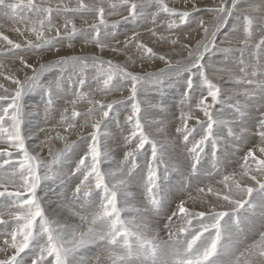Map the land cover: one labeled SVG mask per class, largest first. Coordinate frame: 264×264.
I'll list each match as a JSON object with an SVG mask.
<instances>
[{
  "label": "snow or ice",
  "instance_id": "obj_1",
  "mask_svg": "<svg viewBox=\"0 0 264 264\" xmlns=\"http://www.w3.org/2000/svg\"><path fill=\"white\" fill-rule=\"evenodd\" d=\"M182 2L183 9L167 0H0L20 37L0 31V55L19 65L10 72L0 63L14 85L0 83V264H264V0ZM77 41L92 53L61 52ZM154 62L163 67L147 70ZM218 73L234 85L227 96L212 78ZM165 89L180 91L174 139H157L142 121L140 95ZM125 90L124 100L104 99ZM67 96L57 122L63 133L42 127L40 110L47 124ZM149 106L162 117L171 107ZM150 124L164 133L165 119ZM78 127L91 128L83 146L67 140ZM50 131L55 137L41 143L64 147H49L45 160L28 140ZM121 143L122 158L106 169ZM214 176L221 187L204 183ZM133 186L143 189L142 207L132 202Z\"/></svg>",
  "mask_w": 264,
  "mask_h": 264
},
{
  "label": "rangeland",
  "instance_id": "obj_2",
  "mask_svg": "<svg viewBox=\"0 0 264 264\" xmlns=\"http://www.w3.org/2000/svg\"><path fill=\"white\" fill-rule=\"evenodd\" d=\"M52 2L53 3H55L56 2V0H52ZM66 2H68V0H66ZM71 2L74 4L75 3V0H71ZM86 2H91V0H86ZM167 2L169 3V5L170 6H174V7H177L178 9H183L184 8V4H183V2H182V0H167ZM213 3H219V0H200V4H201V7H206V6H211ZM201 14H203V13H201ZM119 17H109V19H118ZM88 19L89 20H91L92 19V17H88ZM76 23H77V25L79 26L80 24H81V20L80 19H77L76 20ZM13 26H12V28L14 27V24H12ZM131 27V25H127V24H125V25H122L121 27H120V29H119V31H120V33H124V32H126L129 28ZM6 29L4 30V31H6V32H8V29H9V27H5ZM159 31H164V29L163 28H159L158 29ZM188 29H185V31H187ZM140 31H141V34H142V39L144 40V41H146V42H148V43H150L151 44V42H152V37H151V35H150V33H148V32H146L144 29H140ZM7 34V33H6ZM144 34V35H143ZM11 39H14V40H18V39H20V37L18 36V35H16L14 38H11ZM119 39H121V40H123L124 39V37H123V35H120L119 36ZM258 39V38H257ZM81 44H82V42L81 41H77L76 42V45H75V47L76 46H81ZM91 48V47H90ZM87 51H81V50H75V49H67L66 47H64V48H62L61 49V52L62 53H64V52H68V53H72V52H74V53H76V54H91L92 53V51H90L88 48L86 49ZM1 58L3 57V58H8L7 59V61H6V59H1L0 58V60L2 61V60H4V61H6V62H8V64L10 65V67H9V70H11V71H15V70H17L18 69V67H16L15 65H14V63L15 62H17V61H15V60H12L13 58H11V57H8V56H0ZM48 58V59H47ZM214 58L216 59V60H221L222 58L218 55V54H215L214 55ZM49 59H52V57H51V55L49 54V55H47V57H46V61L47 60H49ZM109 59H112V58H109ZM115 61H119V62H122L123 61V58H121L120 60L119 59H116V58H113ZM45 60V59H44ZM122 60V61H121ZM14 61V62H13ZM12 64H11V63ZM229 65H231V64H229ZM229 65H227V66H229ZM14 67V68H13ZM156 67H163V64L162 63H159V62H154V63H150L149 65H148V67H147V70H152L153 68H156ZM230 67V66H229ZM233 66L231 65V68H232ZM137 70H139V66H137ZM19 75L21 76V78L23 77V73L21 72V73H19ZM47 75V74H46ZM89 77H90V75H89ZM90 79V78H89ZM8 83H9V85L8 84H6L7 86L6 87H8L9 89H11V88H13L14 87V85H12L11 84V82L10 81H8ZM89 83H92V81H91V79L89 80ZM228 83V84H227ZM217 84H219V85H221L222 86V88H223V86L224 87H228V88H230L231 89V87L233 88V84L232 83H230L229 81H228V79L226 78V79H224L223 81H221V83H217ZM11 85V86H10ZM229 85V86H228ZM94 86V85H93ZM85 90H87V89H85ZM0 92H2V90H0ZM174 92V93H173ZM178 92H179V94H180V91H176L175 92V90H170V89H165L164 90V92L163 93H160V92H157V91H147V92H144V93H142L141 95H140V100L143 102V113H142V121H143V123L145 124V127H146V131H148L149 133H151V134H154V135H156V137H158L157 139H164V136H165V134H169V137L170 138H175V135H176V133H175V128L177 127V126H179L180 125V123L178 124V122H180V121H178V120H180L179 119V117H180V108H179V102H180V100H177L176 101V99H167L168 97H170L171 95L172 96H174L175 95V93L176 94H178ZM225 92V90H223V95L224 96H227L229 93L226 91V93H224ZM166 93V94H165ZM173 93V94H172ZM127 95H128V93H127V91L125 90L124 92H123V94L121 95V93H112L111 95H109V96H107V97H104V99L106 100V101H111V100H113V99H116V100H124L126 97H127ZM158 95V96H157ZM165 95V96H164ZM168 96V97H167ZM159 97V98H158ZM164 97H165V99H164ZM97 98H101L100 96H99V94L97 95ZM163 98V99H162ZM175 98V97H174ZM158 99V100H157ZM161 99V100H160ZM27 100H33L32 98H28ZM67 100H70L69 98H62V100L60 101V103H59V105H61V107H59L57 110L58 111H53V113L51 114V117L50 118H56V116L61 112V111H63V109L62 108H64L65 106H68L67 104H66V101ZM159 100L160 101H163L165 104H169V106H171L170 107V110H172V112H173V115L176 117H174L175 119V122H172L170 119H166V118H164V117H162V116H159V115H157V113H156V111L153 109V108H151L149 105L150 104H153V103H156V102H159ZM167 102H166V101ZM169 101H170V103H169ZM179 101V102H178ZM62 102V103H61ZM171 102H172V104H171ZM175 102V103H174ZM150 103V104H149ZM167 104V105H168ZM171 104V105H170ZM175 104V105H174ZM178 105V107H177V105ZM174 105V106H173ZM79 108H80V110L81 111H83V110H85L86 109V107H87V105H79L78 106ZM127 107H128V109L130 110V105H127ZM174 107V108H173ZM217 107V109L220 107V105H217L216 106ZM174 109V110H173ZM177 111H179V112H177ZM175 113V114H174ZM127 113L125 112V110L124 109H121V115H120V120H121V122H123L124 121V116L126 115ZM179 116H178V115ZM54 115V116H53ZM147 116V117H146ZM168 116H171V114H168ZM58 117H60V114L58 115ZM165 119V120H167V121H165V131H164V133H161V134H157L156 133V126L155 125H151L150 124V122L151 121H153V120H156V119ZM178 118V119H177ZM50 120V119H49ZM59 120V119H58ZM173 120V119H172ZM170 121H171V124H173V125H171L170 124ZM49 122V121H48ZM80 123H83V120H81L80 121ZM176 123H177V125H176ZM150 124V125H149ZM167 124H170V125H167ZM46 126V128H49L50 127V125L49 124H45ZM151 126V127H150ZM153 126V127H152ZM171 126V128H169ZM175 128H174V127ZM42 127H44V126H42ZM168 127V128H167ZM173 127V128H172ZM57 131H60L61 133L63 132V128H61V127H58L57 125L54 127ZM172 129H174V131L172 130ZM90 130H91V128H83V129H81V128H77L76 129V131H73V132H70V133H68L67 134V140H68V142L69 143H72V142H76L78 145H80V146H83V139H82V137H84L85 135V137H87V135H88V133L90 132ZM45 135V133L43 132L42 133V135ZM84 134V135H83ZM127 134V132H125V135ZM173 135V136H172ZM74 136V137H73ZM39 142H40V140H37V144L36 145H39ZM56 143H57V146H55L54 148H53V152H55V151H57V150H59V149H62L63 147H64V143L62 142V141H60V140H57L56 139ZM63 144V145H62ZM40 146V145H39ZM111 147H115L114 145H110ZM0 147H2V146H0ZM149 152H150V149H149ZM120 156V157H119ZM122 156H123V145H122V143H121V150H117L116 151V153H115V156H114V162L113 163H106L105 165H104V167L107 169V168H109V167H115V162H118L121 158H122ZM117 157V158H116ZM49 158V155H48V157H44V159L45 160H47ZM145 159L146 158H144V156H141V157H139V166H143L144 165V167L146 168V164H145ZM203 167L205 168V169H210V164L207 162V159L205 160V162H204V164H203ZM145 170V169H144ZM163 171V169L161 168V172ZM208 180V181H214L215 179L214 178H205V180ZM221 179V178H220ZM180 180V177L177 175V174H175V173H173L172 174V183L173 184H175V183H177L178 181ZM205 182V181H204ZM207 182V181H206ZM205 182V184H209L208 182L206 183ZM195 183H197L196 181H193V185H194V187H193V190H192V192H193V195H195L196 194V191H195V188H196V186H195ZM218 187H221L220 185H217ZM135 187V186H134ZM134 187L132 188V191H134V193H136V192H138V195H137V200L135 199V201L133 200L132 202L133 203H135L136 205L138 204L139 206H143L145 203H146V201L144 200V197H143V189H141V187H138V186H136L135 188L136 189H134ZM58 189V188H57ZM140 191H139V190ZM136 190H138V191H136ZM139 192H141V194H139ZM41 195H43V193H41ZM54 195H55V193H50V196H51V198H53L54 197ZM140 196V197H139ZM54 200V199H53ZM0 203H2V201H0ZM189 204L191 203V201H189L188 202ZM172 207L173 208H175V204H173L172 205ZM6 218V217H5ZM2 229H3V226L2 225H0V231H2ZM165 230H162V231H158V233H159V235H160V239L161 240H166L167 238H168V233L166 232ZM1 240H2V238H0ZM0 258H3V255H1V257Z\"/></svg>",
  "mask_w": 264,
  "mask_h": 264
},
{
  "label": "bare ground",
  "instance_id": "obj_3",
  "mask_svg": "<svg viewBox=\"0 0 264 264\" xmlns=\"http://www.w3.org/2000/svg\"><path fill=\"white\" fill-rule=\"evenodd\" d=\"M13 24V22L12 21H10V20H7V19H5V18H3V16H2V14H0V25H3V27H0V31H3L4 32V34H6V35H8L9 36V38H14L16 35H18L17 33H15L14 31H11V29H12V25ZM5 27H9V29H8V32H6V31H4L6 28ZM144 35V34H143ZM258 38V37H257ZM75 50H81V51H87L86 49L87 48H84V49H82V47L81 46H76L75 48H74ZM88 49L90 50V51H93V49L92 48H90V47H88ZM1 56V55H0ZM3 56V55H2ZM46 57H47V55L46 56H44V59H45V61H46ZM1 58V57H0ZM104 58L105 59H109V58H116V59H121V58H123V57H120V56H114L111 52H105L104 53ZM1 59H6V61H7V57L6 58H1ZM48 59V58H47ZM13 60V59H12ZM220 60V59H219ZM6 61H4V60H0V63H2L4 66H5V69L7 70V71H10L11 72V70H9V67H10V65L8 64V62H6ZM35 61V57H33L32 59H30V63H32V62H34ZM122 61V60H121ZM14 62V61H13ZM12 62V63H13ZM11 63V62H10ZM11 63V64H12ZM14 65L16 66V67H18L19 68V65H18V61L17 62H15L14 63ZM230 66V67H229ZM229 66H227L228 68H231V65H229ZM14 68V67H13ZM222 77V78H221ZM90 79H91V75H90V77H89ZM212 78L214 79V82H216V83H221V81H223L224 79H226L227 78V73H218V74H215V75H213L212 76ZM89 79V80H90ZM0 83H3V84H5V86H7L6 84H8L9 85V83H8V81L7 80H5L2 76H0ZM228 84V83H227ZM11 86V85H10ZM229 86V85H228ZM9 87V86H8ZM94 87V86H93ZM234 87V86H233ZM231 89H232V87H231ZM223 90H225V92L224 93H226V91L229 93V90H230V88H228V87H224L223 86ZM176 91H179L178 89H176L175 90V92ZM174 93V92H173ZM172 93V94H173ZM166 94V93H165ZM158 96V95H157ZM165 96V95H164ZM168 97V96H167ZM175 97V98H174ZM64 98H69V99H71L72 97L71 96H67V97H64ZM159 98V97H158ZM163 99V98H162ZM164 99H165V97H164ZM167 99H176V101L177 100H180V94H179V92H178V94H176L175 93V95L174 96H170V97H168ZM62 99H60V100H58L57 101V104L59 105V103H60V101H61ZM158 100V99H157ZM161 100V99H160ZM159 100V101H160ZM166 101V100H165ZM167 102V101H166ZM179 102V101H178ZM27 103L28 104H32L33 103V100H27ZM62 103V102H61ZM169 103H170V101H169ZM175 103V102H174ZM150 104V103H149ZM168 104V103H167ZM171 104H172V102H171ZM170 104V105H171ZM169 105V104H168ZM175 105V104H174ZM173 105V106H174ZM177 105V104H176ZM83 106V105H82ZM172 106V105H171ZM59 107H61V105H59ZM177 107H178V105H177ZM172 108V107H171ZM174 108V107H173ZM63 109V108H62ZM80 109V108H79ZM219 109V108H218ZM174 110V109H173ZM56 111H58V110H56ZM177 112H179V111H177ZM180 113V112H179ZM54 114V113H53ZM60 114V113H59ZM58 114V115H59ZM168 114H171V116H168ZM175 114V113H174ZM58 115L56 116V118H50V120H49V122L47 123V124H49L50 125V127L49 128H54L56 125H57V122L59 121L58 119H59V117H58ZM178 115V114H177ZM54 116V115H53ZM179 116V115H178ZM147 117V116H146ZM175 116L173 115V112H172V110H169V112L167 113V115H166V117H164V118H166V119H170L172 122H175V118H174ZM163 118V119H164ZM38 119L41 121V126H46L44 123H43V110L41 109L40 110V116L38 117ZM160 119V118H159ZM173 119V120H172ZM178 119V118H177ZM165 121H167V120H165ZM171 121H170V124H171ZM178 121H180V120H178ZM168 122V121H167ZM33 123H35V120L33 121ZM180 122H178V124H179ZM191 123V122H190ZM170 124H167V125H170ZM150 125V124H149ZM171 125H173V124H171ZM176 125H177V123H176ZM151 127V126H150ZM153 127V126H152ZM174 127V126H173ZM172 127V128H173ZM168 128V127H167ZM169 128H171V126L169 127ZM175 128V127H174ZM88 129V128H87ZM173 131H174V129H172ZM57 131V130H56ZM56 131H50V132H48V133H45V135L43 134L42 135V133L43 132H40V133H38L37 134V136H35V137H32V138H30L29 140H28V144H29V147L32 149V150H34V151H38V152H40V154H41V157L44 159V157L46 158V157H48V153H49V147H51L52 148V150H53V148L55 147V146H57V143H56V139H51V140H49L46 144H42L41 142L42 141H45V139H46V136H51V137H55V135H56ZM91 131V130H90ZM63 133V132H62ZM84 135V134H83ZM169 135V134H168ZM86 136V135H85ZM84 136V137H85ZM173 136V135H172ZM176 136V135H175ZM74 137V136H73ZM165 137V136H164ZM156 138H158V137H156ZM163 139V138H162ZM37 140H40V142H39V145H36L37 143ZM63 145V144H62ZM119 151V150H118ZM120 157V156H119ZM117 158V157H116ZM145 158V157H144ZM236 159H238V157L236 158ZM115 160V159H114ZM142 169H145V172H146V168L144 167V165L142 166H140ZM229 171H231V167L229 168ZM139 175V174H138ZM212 178H214L215 180L214 181H208L207 179L206 180H204L205 182L207 181L208 183H211V184H213L214 186H216V187H218L217 185H216V181L217 180H219L221 177L220 176H214V177H212ZM211 178V179H212ZM210 179V178H209ZM210 179V180H211ZM213 180V179H212ZM204 182V183H205ZM206 182V183H207ZM195 186H197V183H195ZM134 187V186H133ZM136 187V186H135ZM134 187V189H136ZM142 189V188H141ZM139 190V189H138ZM138 190H136V191H138ZM55 191H59V189H56ZM140 191V190H139ZM134 192V191H133ZM54 193V192H53ZM137 194H138V192H136ZM139 194H141V192H139ZM137 197V196H136ZM140 197V196H139ZM52 199H57V197H56V195H54V197L52 198ZM136 200H137V198H136ZM135 201V200H134ZM192 205V201H191V203L189 204V206H191ZM137 206H139L138 204H137ZM199 205H198V202H197V207H198ZM55 207H56V205L55 204H53L51 207H49L48 208V211H49V213L51 214L52 212H53V209H55ZM152 227L155 229V230H157V231H162V224L158 221V220H155V219H153L152 220ZM3 230V229H2ZM167 232V231H166ZM165 232V233H166ZM158 237H159V239L161 238L160 237V235H159V233H158ZM167 240V239H166ZM0 243H2V240L0 239ZM1 255H3L2 253H0V257H1ZM89 255H91V253H89Z\"/></svg>",
  "mask_w": 264,
  "mask_h": 264
}]
</instances>
